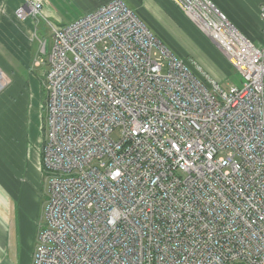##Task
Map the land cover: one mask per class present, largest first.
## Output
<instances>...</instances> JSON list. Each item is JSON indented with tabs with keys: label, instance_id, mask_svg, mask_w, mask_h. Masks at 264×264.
I'll return each instance as SVG.
<instances>
[{
	"label": "built area",
	"instance_id": "2783aa9c",
	"mask_svg": "<svg viewBox=\"0 0 264 264\" xmlns=\"http://www.w3.org/2000/svg\"><path fill=\"white\" fill-rule=\"evenodd\" d=\"M238 73L227 85L176 56L123 0L46 20L41 170L31 264H264L262 39L212 0H171Z\"/></svg>",
	"mask_w": 264,
	"mask_h": 264
},
{
	"label": "rangeland",
	"instance_id": "374dc122",
	"mask_svg": "<svg viewBox=\"0 0 264 264\" xmlns=\"http://www.w3.org/2000/svg\"><path fill=\"white\" fill-rule=\"evenodd\" d=\"M163 12L169 16L170 22L155 10L151 14L156 21L150 22L146 16H143V22L176 56H184L181 58L190 66L193 68L200 66L204 71L222 80L223 85L232 83L239 77L232 67L223 68L219 64V55L210 45V40L188 17L197 30L184 20L178 22L173 13ZM43 13L50 22L69 21L65 12L62 11L54 12L52 15L51 12L45 11L44 7ZM254 38L258 41L259 34L256 33ZM0 40L6 43L0 44V60L5 67L2 69L0 66V141L5 144L12 143V145L15 142L17 146L14 154L7 158L3 156L6 167L10 175L15 178V184L19 189L16 195L17 210L15 211L19 249L16 259L11 264H31L35 237L39 223L43 221V209L49 192L43 169H40V148L44 133L42 107L45 98L41 82L46 66L36 67L34 59L46 57L40 50L44 41L47 48L50 46V29L42 17H39L38 21L29 19L27 22H20L16 19L13 9L0 8ZM9 49L15 51L16 59L12 58ZM191 51H197L207 57L201 60L199 54ZM8 118H10L9 124ZM12 126H15L14 131ZM13 132L16 134V140L11 135ZM12 218L10 214V218L5 221V226L0 220V229L3 231L0 239L3 238L2 242L5 240L6 243H10L9 245L13 244L12 240L15 238ZM7 227L10 229V236H7L8 233L5 235L4 230L7 231ZM9 245L5 248L7 264L14 258V251L8 248Z\"/></svg>",
	"mask_w": 264,
	"mask_h": 264
},
{
	"label": "crops",
	"instance_id": "0c3cea01",
	"mask_svg": "<svg viewBox=\"0 0 264 264\" xmlns=\"http://www.w3.org/2000/svg\"><path fill=\"white\" fill-rule=\"evenodd\" d=\"M38 1H41L42 3H44L45 1V4L43 5V8L45 7V11L51 12L50 14L52 15H54V12H59V11L65 12V15L69 18V21H71L87 12L95 10L99 6L111 0H55V1L38 0ZM123 1L129 7H131L142 20H143V16H146L150 22L156 21L154 15L151 14V12L155 10L160 14H162V16L166 18L168 22H170L171 19L169 18V16L166 15L165 12H163V11H168L174 14L178 22L184 20L186 23H188L190 26L196 29V27L193 24H191L192 22L181 11V9L178 8L171 0H123ZM212 2L250 40L257 43L262 39L263 23L259 17V9L261 5L264 3V0H212ZM23 3L24 0H0V8L9 7L10 9H13V13L15 15V9ZM69 11H72L74 13L73 14L67 13ZM57 16L60 17L59 14H57ZM16 19L20 22H23L19 20L17 17ZM173 20L175 21L174 18ZM177 21H175L176 24ZM24 22H27V20ZM256 33L259 34L258 41L254 38ZM1 43H3L4 45L6 44L2 42V40H0V44ZM209 43L219 55V60H220L219 64L222 65L223 68L226 66H230L229 63L226 61V59L220 54V51L216 48V46L211 41ZM9 51L11 52L12 58L16 59L15 51H11L10 49ZM191 52H195L196 54H199L201 60H204L203 58L207 57L197 51H191ZM0 66L2 67V69L5 68L3 67L4 65L2 60H0ZM211 69L213 70V67ZM210 75L214 76L213 74ZM238 80H239L238 77L234 79V81H238ZM9 121L10 118H8L7 120L8 124ZM12 128L14 131L15 126H12ZM11 135L13 136V139L16 140V134L13 132ZM0 140H1V134H0ZM16 148L17 146L15 142L12 145V143L5 144L4 142L0 141V220H2V224L5 226L6 219L10 218V214L12 215L13 217L12 227L14 229L13 234L15 236L14 240H12L13 244L11 245H9L10 243H6L5 240L3 241L5 244H3L2 242L3 238L0 239V264H4V261H6L5 248L7 245L10 246V247L8 246V248H11L14 251V258L11 262L9 260L8 262L9 264H11L16 259V253L18 252L19 249V244L17 243L18 232L16 234L18 228L15 218V211L17 210L16 195L19 192V189L15 184V178L10 175L9 169L6 167V162L4 160V158L10 156L14 152V149ZM9 228L7 227V231L6 229L4 230L5 235L8 233L7 236L11 235ZM2 233L3 231L0 229V237Z\"/></svg>",
	"mask_w": 264,
	"mask_h": 264
},
{
	"label": "trees",
	"instance_id": "16d2710c",
	"mask_svg": "<svg viewBox=\"0 0 264 264\" xmlns=\"http://www.w3.org/2000/svg\"><path fill=\"white\" fill-rule=\"evenodd\" d=\"M42 77H43V75H42ZM43 81V80H42ZM41 84H42V82H41ZM43 86V85H42Z\"/></svg>",
	"mask_w": 264,
	"mask_h": 264
}]
</instances>
